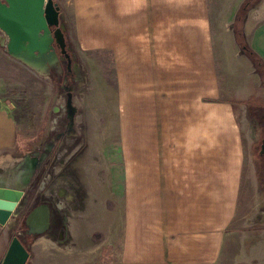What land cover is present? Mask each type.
<instances>
[{"label": "crops", "instance_id": "crops-1", "mask_svg": "<svg viewBox=\"0 0 264 264\" xmlns=\"http://www.w3.org/2000/svg\"><path fill=\"white\" fill-rule=\"evenodd\" d=\"M229 1L59 0L75 71L106 81L115 97L108 118L125 143L138 144L141 163L127 174L120 244L79 233L75 247L46 249L44 264H264L261 153L250 151L264 136V82L244 48L264 59V0L248 10L240 37L244 0ZM21 131L14 105L0 97L7 186L31 176L22 169L9 182L11 167L37 166ZM67 204L75 213L86 206ZM13 224H0V262Z\"/></svg>", "mask_w": 264, "mask_h": 264}, {"label": "rangeland", "instance_id": "rangeland-1", "mask_svg": "<svg viewBox=\"0 0 264 264\" xmlns=\"http://www.w3.org/2000/svg\"><path fill=\"white\" fill-rule=\"evenodd\" d=\"M62 20L64 23L63 13ZM64 24L67 47L73 59V70L70 71L64 60L61 68L39 72L12 57L4 44L7 36L0 29V97L14 105L23 130L21 138L33 148L30 158H35L37 167L31 181L37 180V183L30 193L34 200L46 202L50 214L46 230L28 238L33 259L30 258L27 264H44L46 249L57 251L60 247H75L79 233L91 240L94 238L96 244L100 242L105 247L120 244L127 227V174L131 164L134 172L141 163L138 144H128L127 137L125 143L120 128L114 127L116 122L110 116L108 118L107 106L115 97L107 94L106 81L97 84L85 73L79 75L75 71L70 26ZM124 98L119 97L123 104ZM31 123L35 129L27 130L25 126ZM261 147L262 142L252 146L250 151L261 153L255 162L264 194ZM24 160L14 168L10 166L13 175L9 182L14 180V172L22 173L23 169L32 173L31 162L25 164ZM251 163L247 161L246 166ZM62 176L71 184L63 182ZM67 203H85L86 206L75 213L70 211ZM50 234L52 240L46 236ZM62 236L64 238H60ZM97 236L101 238L95 239ZM9 238H12L11 230Z\"/></svg>", "mask_w": 264, "mask_h": 264}, {"label": "water", "instance_id": "water-1", "mask_svg": "<svg viewBox=\"0 0 264 264\" xmlns=\"http://www.w3.org/2000/svg\"><path fill=\"white\" fill-rule=\"evenodd\" d=\"M0 29L7 36L4 42L7 53L29 67L39 72L61 68L63 58L56 48L59 46L71 69L72 57L68 52L65 24L55 0H0ZM261 151L264 153V136ZM27 179L20 175L12 186L0 180L1 225L7 224L20 209ZM32 213L27 217L28 224ZM47 214L46 223L49 221V210ZM44 229H38V232ZM29 254L20 237L15 235L0 264H26Z\"/></svg>", "mask_w": 264, "mask_h": 264}, {"label": "flooded vegetation", "instance_id": "flooded-vegetation-1", "mask_svg": "<svg viewBox=\"0 0 264 264\" xmlns=\"http://www.w3.org/2000/svg\"><path fill=\"white\" fill-rule=\"evenodd\" d=\"M56 48H57V51H58L59 55L61 56V58H63V60L66 61V69H67V71H70L71 69L73 70L72 65H71V69L68 68V65H67L68 61H67L65 55L63 53H61L60 47L56 46ZM68 52L71 55L69 49H68ZM63 60H61V65H62V61ZM72 62H73V59H72ZM36 167L33 168V166H31V172L32 173L30 174L31 175L30 179L27 180V184H26V186H24V191H25L24 192L25 193L24 197L25 198L21 202L22 204H21L20 209L18 210V212L15 213L13 215V217H12V222L14 223L13 224V235H12V238H13V236L18 235L20 237L21 241L23 242V244L29 250L30 254H29L27 262L29 261V259L31 257V251L29 249V246L31 247V243L28 241V238L30 236H32V235H37V234L40 233L37 230V229H39L40 223L38 222L36 225H33V224L30 225L27 222V217L35 209H39L40 210V213H41L40 217H42L41 215L44 213V209H45L44 207H47V209H48V206H47L46 202H40L38 200L37 201L34 200L32 198V194L30 193V190H32V188H35L36 187V183H37V180L31 181V179L34 177V175L36 173ZM39 176H41V175H39ZM37 178H39V177H37ZM64 192H65V190H64ZM71 196H74V193L70 194V197ZM31 203H34V204L31 205ZM28 205H31V206L29 207ZM49 220H50V214H49ZM20 226H21V229H19ZM46 228H45V230H46ZM10 242H11V240H10Z\"/></svg>", "mask_w": 264, "mask_h": 264}, {"label": "trees", "instance_id": "trees-1", "mask_svg": "<svg viewBox=\"0 0 264 264\" xmlns=\"http://www.w3.org/2000/svg\"><path fill=\"white\" fill-rule=\"evenodd\" d=\"M260 0H244L241 4L237 17H236V33L237 36L240 37L243 33L241 30V23L245 15L247 14L248 10L252 7H255L259 4ZM244 48L246 53L249 55L253 64L255 66L256 71L261 76L264 82V59L249 45L244 43Z\"/></svg>", "mask_w": 264, "mask_h": 264}, {"label": "bare ground", "instance_id": "bare-ground-1", "mask_svg": "<svg viewBox=\"0 0 264 264\" xmlns=\"http://www.w3.org/2000/svg\"><path fill=\"white\" fill-rule=\"evenodd\" d=\"M44 213L41 215L42 217H40V210L39 209H36L34 213L31 214L30 218H29V221H30V224L32 225H36L38 222L40 223L39 225V229L41 228H45L47 223L44 222L45 221V218L48 216V209L47 207H44ZM38 230V229H37Z\"/></svg>", "mask_w": 264, "mask_h": 264}]
</instances>
